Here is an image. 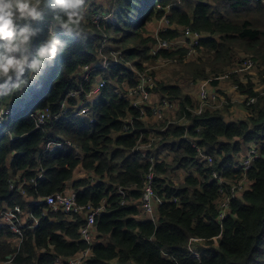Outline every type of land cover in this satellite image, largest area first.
I'll return each instance as SVG.
<instances>
[{"label":"trees","instance_id":"16d2710c","mask_svg":"<svg viewBox=\"0 0 264 264\" xmlns=\"http://www.w3.org/2000/svg\"><path fill=\"white\" fill-rule=\"evenodd\" d=\"M86 29L84 43L57 30L67 48L54 64L0 98V264H66L89 247L87 264H264L263 1L90 0ZM186 29L200 36L191 56L183 45L152 54ZM244 58L254 70L237 71ZM146 74L154 86L135 108L129 94ZM226 77L244 97L231 121ZM200 83L227 103L196 113ZM152 93L173 106L156 120ZM250 147L259 157L244 172L236 164ZM77 167L84 176L72 181ZM150 169L163 201L154 219L142 208ZM67 192L104 207L91 246L79 232L84 214L44 203ZM14 206L21 235L1 221Z\"/></svg>","mask_w":264,"mask_h":264},{"label":"clouds","instance_id":"9594fccd","mask_svg":"<svg viewBox=\"0 0 264 264\" xmlns=\"http://www.w3.org/2000/svg\"><path fill=\"white\" fill-rule=\"evenodd\" d=\"M89 5L90 0H0V98L23 93L54 64L67 48L57 30L81 43L88 39Z\"/></svg>","mask_w":264,"mask_h":264},{"label":"built area","instance_id":"2783aa9c","mask_svg":"<svg viewBox=\"0 0 264 264\" xmlns=\"http://www.w3.org/2000/svg\"><path fill=\"white\" fill-rule=\"evenodd\" d=\"M260 1V0H257ZM264 3V0H261ZM100 19L99 16H94L93 21L97 22ZM184 40L180 41H173V42H160L158 46L153 50L152 54L156 55V53L161 50H169L172 49L178 45H183L188 49L187 55L190 56L192 53H194V49L198 44V39L200 38L199 34L192 33L189 29H186L184 32ZM189 39V42H186L185 40ZM256 65V61L250 59V58H244V60H240L239 67H242L244 69H253ZM103 68V65L101 66ZM88 69V68H86ZM192 84V83H191ZM104 85V81H101L98 85V87L95 89L94 92H96L100 87ZM154 86V82L152 78L146 75H141L138 79V82L136 86L130 91V96L132 98H135L133 100V107L139 108L140 104L145 103V101H149L150 98V89H152ZM204 86H202L201 93H200V105L198 109L196 110V113H201L206 106L211 107H218V100L214 101V97H211L209 93L204 89ZM212 101H209L211 100ZM255 102L254 97H250L245 101L246 106H250ZM156 106H154L153 109V116L155 118H158L163 110L171 109L173 106L170 102L167 100H158L156 102ZM48 117L47 112H43L39 119L38 124L42 125L45 122V118ZM195 147V145H193ZM259 157V151L255 147H250L246 150V153L243 155V157L238 161L236 164L237 168L242 169L244 172L247 171L254 160H256ZM153 172L150 169L149 173L146 175L147 184L144 189L143 197H142V208L144 214L147 216V218L154 219L157 216V207L163 204V201L161 199H158L155 195L153 186H152V180H153ZM215 176V175H214ZM10 188L14 189V183H10ZM234 189L232 188L231 192L233 197ZM176 202V200H174ZM228 201L224 202L221 207L226 209ZM44 203L46 206L52 210V212L62 211L66 214H84L85 216V223L83 226H81L79 232L81 239L84 240L88 246H91V244L94 241V225L96 222L97 217L104 211L103 206H99L97 208H92L89 206H82L77 204L76 202V195L74 193L69 194H51L45 197ZM22 214L21 208L19 206H14L10 208H6L1 213V221L3 224L8 225L13 232L21 235L19 231V226L17 225L19 223V216ZM223 214V213H221ZM37 224V220H35V225ZM91 256V250L90 247L79 252L77 255H75L72 258H69L66 261V264H87V261L89 257ZM60 262V261H57ZM2 264H10V262H4Z\"/></svg>","mask_w":264,"mask_h":264},{"label":"rangeland","instance_id":"374dc122","mask_svg":"<svg viewBox=\"0 0 264 264\" xmlns=\"http://www.w3.org/2000/svg\"><path fill=\"white\" fill-rule=\"evenodd\" d=\"M95 16H100V15H95ZM160 26H161V24H160ZM161 63H164V62H161ZM165 67H166V69H163L164 66L158 64V68H156V69L160 70L162 68V70L160 71V73L163 71L161 73V75H165L166 72L169 71L167 69V66H165ZM251 70H254V69H244L242 67H238L237 68V71H240V72L244 71V73H246L245 71L248 72V71H251ZM146 76H149V75L146 74ZM153 82H154V80H153ZM220 82L221 83L219 84V88H221V90L223 92L225 91L226 94H228V95L230 94V99H229L230 100L229 101V104H230V108H231L230 109V121L241 118L242 117V108H241V106L239 104H242L243 103L244 97H242L240 94H237L236 93L237 87L235 85H233V83H232V81H231L230 78L226 77L225 79H222ZM203 85H205L204 86V89L209 93V95L211 97H214V99H215L214 101L218 100V107L217 108H219V107H221V106H223L224 104L227 103L226 99L223 98L219 93H217L215 91L216 89L214 90V89L209 88V86H208L207 83H200V85H198L197 92H195V91L192 90L193 92H195L196 98H197L198 101H200V93H201V89H202V86ZM192 86H194V85H192ZM232 92H233V95H232ZM151 97H152L151 100H150L151 103L152 104H155L158 101V98L156 97V95L154 93H152ZM209 101H212V99L209 100ZM155 120H156V118H155ZM83 176H84L83 171L81 170L80 167H77L74 170V174H73L72 181H74L76 179H79V178H82ZM178 176L180 178V181L183 180V177L184 176L182 178H181V175H178ZM239 186H240V189L239 190H243L246 187V182L244 184L239 185ZM67 194H69V192H67Z\"/></svg>","mask_w":264,"mask_h":264},{"label":"crops","instance_id":"0c3cea01","mask_svg":"<svg viewBox=\"0 0 264 264\" xmlns=\"http://www.w3.org/2000/svg\"><path fill=\"white\" fill-rule=\"evenodd\" d=\"M228 91V90H227ZM240 105V104H239ZM157 119V118H156ZM24 226V225H23Z\"/></svg>","mask_w":264,"mask_h":264}]
</instances>
